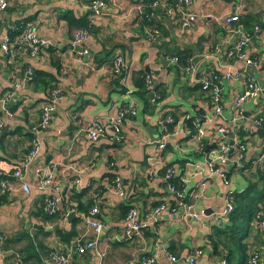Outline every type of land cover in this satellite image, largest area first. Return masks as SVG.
I'll use <instances>...</instances> for the list:
<instances>
[{
  "label": "crops",
  "instance_id": "0c3cea01",
  "mask_svg": "<svg viewBox=\"0 0 264 264\" xmlns=\"http://www.w3.org/2000/svg\"><path fill=\"white\" fill-rule=\"evenodd\" d=\"M93 1L11 0L0 20V43L6 35L16 36L19 24L22 28L31 26L39 38L50 43L33 61L17 50L9 55L0 50V98L14 94L7 104L9 115L0 106L4 124L0 130V181H6L7 186L0 193L6 197L0 203V249L4 242L0 264H49L50 250L67 251L77 240L85 243L94 238L92 231L80 223L75 227L77 236L69 244L62 242L57 232L69 230L68 220L46 219L41 212L43 198L50 193L37 190L43 169L51 171L61 200L72 188L79 192L90 184L89 196L95 198L100 220L105 224L95 249L75 255L74 264H138L142 253L156 256L157 264H170L166 254L178 260L175 264H190L186 259L196 250L203 255L192 264H221L225 262L223 254H214L208 239L215 228L230 225L229 217L222 216L226 203L251 185L257 192L263 189V181L258 178L261 171L253 164L262 154L263 138L258 130L264 126L258 128L250 119L264 116V91L258 100L243 104L246 119L240 120L234 133L224 137L229 143L236 141L245 146L244 169L235 168L236 154L233 155L228 167L229 185L225 186L218 177H208L206 160L215 158L217 153L218 127L228 124L209 120L208 94L199 89L196 80L204 74H223L228 70L239 74V79L224 85L225 118L233 116V101L247 79L255 80L264 89V65L247 69L228 57L230 47L237 41L231 33L236 25L226 26L223 22L238 5L242 6L240 19L254 17L249 29L240 26L250 36V56L263 59L264 0H193L190 9L197 19L187 30H180L173 19L167 26L168 18L160 9L154 10L153 20L163 24L156 43L148 41L149 27L139 18L137 7L141 0H101L104 7L98 16H92L90 11ZM69 17H86L90 23L84 43L91 57L88 60L76 54L78 48L72 42L77 28L69 26ZM178 52L189 57L186 66L189 60L193 68L189 75L180 63L166 61V56ZM117 55L124 58L122 78L110 72ZM25 67L35 74L31 83L23 81ZM142 73H146L153 88L162 92L160 101L147 102L140 97L137 81ZM12 83L19 84V88L13 89ZM53 87L62 90V99L41 136L40 152L28 167L24 156L30 147L29 130L38 121ZM131 103L137 113L123 122L118 142L102 140L92 144L88 140V126L115 117L120 108ZM187 115L207 118L202 125L204 148L190 137L193 127L185 120ZM167 116L174 123L169 126L170 135L160 151L162 131L158 122ZM165 166L174 167L175 177H179L187 196V214L191 212L197 218L184 216L183 209L177 214L164 211L155 221H149L140 235L127 237L123 207L137 208L143 215L154 204L171 200L166 192L162 194L159 173ZM18 168H23L30 186L28 194L11 179ZM74 177L80 179L79 186L74 187ZM115 177L123 180V198L114 191ZM62 203L55 210L60 211ZM257 206L264 210V199ZM248 228V254L264 258V239L253 220Z\"/></svg>",
  "mask_w": 264,
  "mask_h": 264
},
{
  "label": "built area",
  "instance_id": "2783aa9c",
  "mask_svg": "<svg viewBox=\"0 0 264 264\" xmlns=\"http://www.w3.org/2000/svg\"><path fill=\"white\" fill-rule=\"evenodd\" d=\"M11 0H0V20L5 16L6 10L8 8L9 2ZM193 0H177L176 4L170 6L167 2L155 0L151 3V9H160L161 12L170 19H173L180 30H187L197 19L196 14L190 9V4ZM146 4L143 0L139 1L137 7L139 18L141 20L151 21L153 20V15L147 14L145 12ZM104 4L101 0H94L91 3L90 11L92 16H98ZM242 11V6H235V13L231 16L225 17L223 22L226 26L236 25L235 29H231V33L237 37V41L230 47L228 51V57L235 60L247 69L257 67L259 65H264V58L254 59L248 53V46L250 44V36L241 30L240 26V12ZM19 33L11 38L10 36H4L2 42L0 43V50L5 54L9 55L13 48H19L21 50H26V57L29 60H35L41 53L42 49L47 48L50 43L44 39L39 38L31 26L20 27L16 29ZM255 32H258L256 29ZM89 33L85 29L77 30L74 34V45L77 46L78 50L76 54L79 57H85L87 60L90 57L88 49L84 46ZM160 31L158 29L149 28L148 41L151 43H156L160 37ZM91 58V57H90ZM91 60V59H90ZM166 61L172 64H178L177 57L166 56ZM124 58L122 55H117L112 61L110 72L119 76L124 69ZM187 75L190 74V61L188 60V65L184 68ZM33 78V71L30 67H25L23 81L30 82ZM239 79V74H234L230 70L223 74L210 73L204 74L196 82L199 84L200 89L208 94L210 98V119H218L219 121H224L227 127H218L216 133L219 137V142L217 143V153L215 158L206 160V168L208 170V177H218L222 183L227 186L229 185V164L232 162L233 155L236 154L234 158L235 168L239 170L244 169L243 155L245 154L244 143H238L236 141L229 143L224 137L229 133H234L240 120L246 119L244 113L242 112V106L249 100H258L261 97L264 89L255 80L247 79L248 81L244 84V88L240 94L235 96L231 109L234 111L233 116L225 118L224 115V105H223V89L224 85ZM150 83L147 77V84ZM19 84L12 83V88H19ZM62 90L60 88H55L51 91L49 101L41 108L40 116L36 124L31 128L32 139L30 141V147L24 156L25 166H30L38 156L41 148V136L45 132L50 124L52 115L55 112L56 106L62 99ZM14 94L9 93L0 98V106L3 107L4 113L9 115V110L7 109V104L11 102ZM159 96H156L154 100H159ZM136 110L134 105L127 104L120 108L115 117L107 120H98L88 126L85 130L88 140L92 144H98L100 141L104 140L110 143H116L120 140V129L123 122L131 117L136 116ZM185 120L190 122L193 127V131L190 134L201 147L204 141L205 131L202 129V125L207 121V118H192L191 116H185ZM254 126L262 128L264 126V116L258 117L257 115L250 119ZM174 123V119L171 116H167L164 119H160L158 124L161 126L162 136L158 143V149L163 151L165 139L170 135L169 126ZM3 121L0 117V130L3 129ZM262 154L254 162L253 166L264 172V136L262 137ZM41 178L39 180L37 190L43 192H50V198L46 200V205L44 207L45 212H52L55 210L56 205L60 202L61 196L59 194L58 188L53 186V175L49 169H43L41 171ZM173 176H175L174 167H169L165 171V175L162 181H169ZM11 179L17 181L21 190L28 194L30 192V186L26 183L23 174V168L16 169L11 174ZM75 186L81 184L80 179H75ZM114 186V191L119 198L125 196V189L123 180L121 177H115L112 182ZM7 189L6 181H0V193L3 194ZM166 191L172 196L170 201H161L156 207L151 209L149 213L141 215L137 208H130L124 220L125 233L127 237L134 238L141 234L149 226V221H155L162 212L167 211L170 214H177L179 209H183L186 214L184 216L197 218L196 214L189 212L187 214L186 206V194L184 190L178 189L172 183L166 186ZM171 202H173L171 204ZM233 203L230 199L226 203V208L223 211V217H229L233 211ZM84 228L90 229L93 233V240L85 243H81V240H77L72 243L67 251L53 250L49 256V264H74L73 257L84 255L89 250L95 249L96 242L102 235L105 224L100 220V211L97 207H93L88 211L87 216L82 215V222ZM253 223L257 230L261 233L264 239V210L256 211ZM203 255V252L196 250L191 256H188L186 261L190 264L194 262L196 258ZM166 258L170 264H175L178 260L170 255L166 254ZM138 264H157V257L154 255L142 253L137 261ZM221 264H226L224 261ZM248 264H264V258L258 254H252L248 260Z\"/></svg>",
  "mask_w": 264,
  "mask_h": 264
},
{
  "label": "trees",
  "instance_id": "16d2710c",
  "mask_svg": "<svg viewBox=\"0 0 264 264\" xmlns=\"http://www.w3.org/2000/svg\"><path fill=\"white\" fill-rule=\"evenodd\" d=\"M153 1H155V0H145V4H146L145 12L147 14H151V15L154 14V10L151 9V6H150ZM158 1H163V0H158ZM176 1L177 0H168L167 3L170 6H173L176 4ZM253 20H254V17L242 16L239 24L240 25L243 24L246 29L247 28L249 29L248 25ZM67 21H68V24L70 27H75V28H77V30L85 29L89 33V30L91 29L90 23L86 17H81L80 19H75V18L69 17L67 19ZM142 23L146 24L147 27H149L151 29H154V28L158 29L160 32L162 31V28H163V24L160 21L158 23H155L154 20L147 21L144 19V20H142ZM21 26L22 25L19 24L16 26V28L21 27ZM17 33H19V31H17ZM12 35H11V38H13ZM72 43H73V46L76 48L77 46L74 45V37H73ZM84 46H85V44H84ZM14 50H17L18 52H20L21 54L26 56V53H27L26 50H21L19 48L18 49L13 48L12 51H14ZM169 57H177L178 61H179L178 64L180 63L182 65V67L186 66L187 59L189 58L187 54L180 53V52L172 53ZM142 74L143 75H140V77L138 78V81H137L138 88H139V90L142 91L141 92L142 96L140 95V97L144 101H147V102L160 101L162 99V95H163L162 92H160L157 87L153 88L154 85L151 86L150 84H147V77L148 76H146V73H142ZM122 77H123L122 74H120L118 78H122ZM34 79H35V74L33 72V78L31 81H33ZM31 81H30V83H31ZM53 81H54V79H53ZM145 87H147V89H144ZM55 88L56 87H53L49 91L48 97L46 99L47 102L49 101L51 91ZM156 96H159L160 99L152 101L155 99ZM207 97H208L207 101L210 104V98L208 95H207ZM35 124H33V126ZM188 124L190 125V122H188ZM31 128H30V130H31ZM30 130H29V133H30L31 139H32V134H31ZM169 167H172V166H165L164 169L160 171L159 175L161 176L162 179L165 175L166 169ZM258 175H259L258 176L259 180L263 181L262 191L257 192L256 189L254 188V185H251L243 193L235 194L233 197V201H232L234 208H233L232 213L229 215L230 225L223 227V228H215L214 229L215 230L214 235L209 236L208 241L211 244L212 251L214 252V254H217V255L223 254V259L225 260L226 264H248V260H249L250 256L252 255V253L248 254L245 239H246V233H248V229H249L248 227L250 225V222L253 220L256 211L263 209L262 207H258L257 205H258V203H260L264 199V175L262 172L259 173ZM75 179H78V178L74 177V181H75ZM170 183L175 185L178 189L184 190V186L181 183V181L179 180V177L173 176L169 181H162V191H163L162 194H165V192H166V194L170 198H172V196L169 195L168 192L166 191V186ZM74 187H76L75 183H74ZM90 188H91L90 184H87L79 192H75V189L72 188L71 192L68 194L69 197H67L68 195L65 196V194H64V196H63L61 194L63 199L60 201L61 202L64 201V203H62V209L60 211L54 210L50 213L44 212V207L46 205L45 203H46V200L48 198H50V194L45 195L43 198L42 206H41V212L46 219L62 218L64 220H66V219H68V216L70 214H74L73 219L70 222H68L70 224L69 230L64 231V232H59V231L57 232L60 235L62 242H64V243L69 244L71 239H73L77 236L76 231H75V227L82 222V215L87 216L88 211L90 209H92L93 207H97L99 209V207L96 205L95 198L89 196ZM103 192H104V190H103ZM84 198H85V200H84ZM5 200H6L5 196H0V203L2 201H5ZM186 201H187V196H186ZM172 203L173 202H171V204ZM57 205H56V207H57ZM157 205H158L157 203L154 204V207H156ZM122 210L124 212L123 213L124 216L126 217V215L128 213L127 207H123ZM125 217H124V219H125ZM3 244H4V242L2 240V244H1L2 246H1L0 251H2ZM6 244H7V242H6ZM8 244H9V242H8ZM42 249L44 251H46L45 247H43ZM52 251L53 250H50L49 253H51Z\"/></svg>",
  "mask_w": 264,
  "mask_h": 264
},
{
  "label": "water",
  "instance_id": "95a60500",
  "mask_svg": "<svg viewBox=\"0 0 264 264\" xmlns=\"http://www.w3.org/2000/svg\"><path fill=\"white\" fill-rule=\"evenodd\" d=\"M165 24H166L167 26H169V25L171 24V19H169V18L166 19ZM258 134L260 135V137H263V136H264V128L258 130ZM206 149H208V147H207ZM73 217H74V214H70V215L68 216V219H67L68 222H70V221L73 219Z\"/></svg>",
  "mask_w": 264,
  "mask_h": 264
},
{
  "label": "rangeland",
  "instance_id": "374dc122",
  "mask_svg": "<svg viewBox=\"0 0 264 264\" xmlns=\"http://www.w3.org/2000/svg\"><path fill=\"white\" fill-rule=\"evenodd\" d=\"M261 101V100H260Z\"/></svg>",
  "mask_w": 264,
  "mask_h": 264
}]
</instances>
